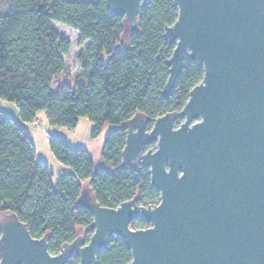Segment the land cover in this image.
Segmentation results:
<instances>
[{
  "label": "water",
  "instance_id": "water-1",
  "mask_svg": "<svg viewBox=\"0 0 264 264\" xmlns=\"http://www.w3.org/2000/svg\"><path fill=\"white\" fill-rule=\"evenodd\" d=\"M106 1L123 16L124 36L138 32L148 0ZM174 3L178 17L164 29L175 47L163 93L172 92L186 55L203 78L180 110L150 128L144 113L124 124L122 163L150 168L159 202L144 206L135 195L106 207L84 184L77 203L92 213L93 233L57 254L48 234L33 237L15 213H2L0 264H66L73 255L97 264L113 236L131 250L129 264H264V0ZM137 217L151 225L131 227Z\"/></svg>",
  "mask_w": 264,
  "mask_h": 264
},
{
  "label": "trees",
  "instance_id": "trees-1",
  "mask_svg": "<svg viewBox=\"0 0 264 264\" xmlns=\"http://www.w3.org/2000/svg\"><path fill=\"white\" fill-rule=\"evenodd\" d=\"M177 17L174 0H148L138 32L124 36L123 16L111 14L106 0H0V98L15 103L20 118L0 108V214L15 213L33 237L48 234L50 253H59L79 231L89 241L93 215L77 203L86 183L102 206L117 207L135 195L144 206L159 202L150 168L122 163L124 124L144 113L150 128L155 118L180 110L203 78V68L186 55L172 92L163 93L167 59L175 47L164 29ZM53 21L77 30L81 41L89 42L76 57L79 75L72 83L58 84L55 92L52 85L65 72L70 44L52 27ZM39 110L46 112L50 124L61 127L73 128L80 117H88L94 136L110 126L100 162L96 165L87 149L50 135V150L72 169L53 183V173L37 159L24 127ZM130 225L151 224L137 217ZM131 260V250L120 236H113L97 254V264ZM66 264H79V257L71 256Z\"/></svg>",
  "mask_w": 264,
  "mask_h": 264
},
{
  "label": "rangeland",
  "instance_id": "rangeland-1",
  "mask_svg": "<svg viewBox=\"0 0 264 264\" xmlns=\"http://www.w3.org/2000/svg\"><path fill=\"white\" fill-rule=\"evenodd\" d=\"M51 24L52 27L58 32L59 36L66 39L70 44L68 53L64 55L66 66L65 72L52 85V90L55 92L58 84H63L64 82L72 83L73 80L79 75V66L76 57L86 48L89 42L81 41L77 30L67 25L55 21H53ZM8 103V101L0 98L1 107L5 109L11 108ZM36 119V122L34 120L33 122L25 123L24 127L33 140L37 159L45 162L53 173V183H56L58 175L61 172H65L61 171V168L66 166L60 163L50 150V135L59 136L73 148L87 149L91 153L95 164L97 165L98 162H100L102 145L110 130V126H105L100 134L94 136L92 134L94 124L88 117L85 116L80 117L76 126L73 128L50 124V122L47 120L46 112L44 110H39L37 112ZM71 171L72 169L69 167V171L67 172ZM79 235L83 236L82 231H79Z\"/></svg>",
  "mask_w": 264,
  "mask_h": 264
},
{
  "label": "crops",
  "instance_id": "crops-1",
  "mask_svg": "<svg viewBox=\"0 0 264 264\" xmlns=\"http://www.w3.org/2000/svg\"><path fill=\"white\" fill-rule=\"evenodd\" d=\"M7 101V100H6ZM9 102V101H8ZM10 106H11V108H9V109H11V110H9V109H5V108H3V107H1L0 106V108L1 109H3L5 112H7L8 114H10L12 117H14L15 119H20L19 118V110H18V106L15 104V103H13V102H9L8 103ZM37 121V119H35V122ZM25 124V123H24ZM61 171H65V172H67V171H69V167H63V168H61Z\"/></svg>",
  "mask_w": 264,
  "mask_h": 264
}]
</instances>
